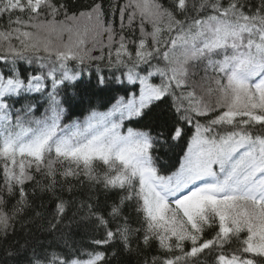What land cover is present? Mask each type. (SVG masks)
Returning <instances> with one entry per match:
<instances>
[{"label": "snow or ice", "instance_id": "snow-or-ice-1", "mask_svg": "<svg viewBox=\"0 0 264 264\" xmlns=\"http://www.w3.org/2000/svg\"><path fill=\"white\" fill-rule=\"evenodd\" d=\"M0 251L264 264V0H0Z\"/></svg>", "mask_w": 264, "mask_h": 264}, {"label": "trees", "instance_id": "trees-1", "mask_svg": "<svg viewBox=\"0 0 264 264\" xmlns=\"http://www.w3.org/2000/svg\"><path fill=\"white\" fill-rule=\"evenodd\" d=\"M69 2L71 4H73L75 7L79 8L81 5L86 4L88 2V0H69ZM21 69H22V71L25 70V66L21 65ZM94 103H96V101H94ZM17 107H19V105H17ZM43 110H44L43 106H41L40 109H39V112H37L36 114L39 115L40 112H43ZM101 110H103V109H101ZM76 116H80L82 118V109L79 108V107L73 110V112L69 115V119H73ZM67 122H68V120H65V123H67ZM149 122H150L149 117H145L143 120L139 121L138 123H134L132 125H126V127L127 126H133V127H136V128H144ZM126 127H125V130H126ZM171 155L172 154L170 153L169 157ZM169 157H163L161 162L163 163L164 160H169ZM169 162H171V161L169 160ZM84 191L86 192L87 189L85 188ZM100 198L103 201L104 197H103L102 194H101ZM36 203L39 204V200H37ZM72 211L73 210L69 211V213H68L69 217L72 216ZM126 212H129L132 215L133 220H135V214H134V211L132 209H126ZM133 226H135V224ZM65 231H69V229H65ZM70 232H71L72 239L74 241H76L78 244L82 245L85 248H89L90 247V245L87 243L89 238H90V236L93 235L92 228H91L90 225L80 224L79 226H77L75 223H73L71 225ZM36 235L40 239L45 240V241H48V240L52 239L51 236L43 235L41 233H37ZM113 247H118V245H114ZM111 251H112V248H108L107 249V252L111 253ZM3 255H4L3 252L0 251V257H3ZM136 261H137V257L136 256H134V255L133 256H127V255H124L121 252V253L118 254L117 257L113 258L110 261V264H136ZM208 264H211V258L210 257L208 258Z\"/></svg>", "mask_w": 264, "mask_h": 264}]
</instances>
